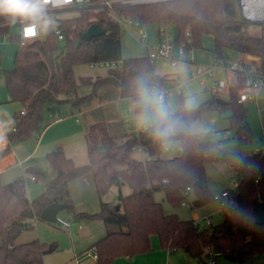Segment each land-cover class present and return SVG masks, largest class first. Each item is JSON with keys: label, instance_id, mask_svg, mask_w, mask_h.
Here are the masks:
<instances>
[{"label": "trees", "instance_id": "obj_1", "mask_svg": "<svg viewBox=\"0 0 264 264\" xmlns=\"http://www.w3.org/2000/svg\"><path fill=\"white\" fill-rule=\"evenodd\" d=\"M114 11L138 21L141 28L171 24L176 30V44H185L190 51L204 49V37H211L213 45L209 51L214 62L224 61L225 52L232 50L259 57L264 68V25L260 34L251 32L253 25L244 18L240 0H160L119 5ZM111 13L109 9H86L76 16L59 19L64 38L59 40L55 29L49 28L44 37L16 51L14 66L9 70L1 68L0 50V73L4 75L10 101L20 104L13 114L15 130L7 132L8 142L0 149V156L9 152L11 145L39 131L46 111L53 115L65 103L79 109L107 84L117 86L120 97L133 102L135 112L134 84L138 78L162 88L165 78L154 73L148 53L124 57L122 28ZM94 23L105 28L106 33L84 40L83 34ZM8 32L9 26L0 27V41ZM82 64H110V68L105 75L78 76L75 68ZM83 87L89 91L81 95ZM243 87L244 81L240 79L230 88L227 106L220 105L216 95L217 98L213 96L189 112L182 110L185 97L178 93L175 109L191 124L216 105L227 107L231 110L230 127L239 144H248L253 140L248 107L238 102ZM201 136L178 135L175 140L181 143L180 153L163 159L164 148L148 131L143 129L119 138L110 134L105 121H98L89 126L85 136L88 164L77 165L63 148L57 147L46 154V161L55 171L52 179L47 180L39 167L26 170L35 177L34 181L44 182L43 190L34 199L27 195V181L32 176L9 183L0 179V264H44V256L57 249L56 243L39 238L18 243L17 239L34 220H41L42 210L54 202L67 204L65 213L75 219H101L107 226V234L91 246L97 255L96 264H115L118 258L152 251L153 236H157L162 248L181 249L196 260L207 261L215 247L228 260L240 264L264 254V223L257 224L255 219L256 204H264V155L225 151L222 141H203ZM137 148L143 149L150 159H137ZM209 160L230 161L241 178L222 202L224 221L201 229L194 220L166 213L155 193L163 191L172 203L182 204L186 189L194 188L196 208L215 200L207 186ZM87 174L92 175L100 198L96 213L78 211L71 197V182ZM123 186L130 188L129 194L123 193ZM112 187L119 190L116 200L104 201L103 196ZM111 225L117 229L110 230Z\"/></svg>", "mask_w": 264, "mask_h": 264}, {"label": "rangeland", "instance_id": "obj_2", "mask_svg": "<svg viewBox=\"0 0 264 264\" xmlns=\"http://www.w3.org/2000/svg\"><path fill=\"white\" fill-rule=\"evenodd\" d=\"M53 19L54 23L50 26V29H55L57 26V19H63L66 17L76 16L77 13L64 11V12H53L48 13ZM18 28V25H15ZM147 29V27H145ZM144 28V29H145ZM145 29V30H146ZM148 30V29H147ZM251 32L254 35L260 33L259 29L252 27ZM141 28L136 27H126L123 26L122 30V41H123V55L124 57L136 56L139 49L140 52L146 53V41L141 40ZM149 32V31H148ZM150 34V33H148ZM154 35V31L151 33ZM45 36V32L41 31V37ZM150 37V35H149ZM149 41V40H147ZM204 49L197 48L194 49L192 54L180 61L177 65H172L168 58L160 57L152 59L154 73L160 77H164L165 80L162 85L163 90L169 91V96L166 98L172 107L175 109V97L178 94L177 87L182 85L184 87L183 95L185 99L189 96L195 97L197 101V106L208 101L216 94L212 91V78L210 76H203L202 80L204 84L201 85L200 78H195L193 76L196 68L199 64H205L210 61L213 63L211 53L209 48L212 47V38L205 36L203 39ZM1 52H2V64L1 68L4 70L12 69L14 66V57L16 51L20 48V45L14 41L2 40L1 42ZM135 53V54H133ZM130 55V56H129ZM244 56L232 50H227L224 54V61H234L236 59H242ZM110 68V64H97L92 67L90 65L82 64L75 68V72L78 76L81 75H105ZM214 75L217 78L226 77V72L223 68H218L214 71ZM81 92L87 90V88H81ZM217 98V96H216ZM224 101L222 106L228 105L229 96L222 95L219 97ZM11 96L6 88L4 75L0 73V122L6 123V128L4 132L7 134L8 131L12 129V123L14 121L13 114L20 109V104L17 102H12ZM257 102V101H256ZM248 107L247 120L250 124L253 140L248 144L240 145L238 139L236 138L235 130L231 129L228 116L231 110L227 107L221 108L218 105L214 106L212 109L207 110L202 114V116L194 123L203 124L209 131L203 134V141H222V149L229 152L242 153L244 155L249 154L254 148L263 145V129L264 127V89L259 92L258 107L254 100H249L246 103ZM67 108L69 104H63L59 110H55L54 114L46 111L44 113V121L40 124V130L34 132L26 140L13 144V147L17 153L19 160L23 161L22 165H17L15 167L9 168L0 175V179L3 183H9L22 177H31L32 174H28L26 170L30 167H39L44 169L48 164L46 161V154L48 149L46 146L40 148L36 153L34 158L30 159V152L39 146L41 139H38L37 133L41 135L44 133V128L47 123L55 122L60 120L62 116L67 114ZM71 116L70 114H67ZM72 117V116H71ZM80 124L83 120L79 117ZM136 121H132L130 125L135 126ZM56 124V123H54ZM53 124V125H54ZM129 124V123H128ZM127 125V124H126ZM66 132L64 126L55 129L49 133L50 139H62ZM43 136V135H42ZM227 139V140H226ZM226 140V141H224ZM76 149V161L77 165H86L89 163V156L87 151V144L85 141V136L83 141L76 143V145L67 146L68 153H73ZM181 150V143L178 140L174 142L167 148L163 150L161 156L163 159H171L177 156ZM135 156L141 157L142 153L139 151H134ZM30 159V160H29ZM29 160V161H28ZM52 168V167H51ZM52 177V176H51ZM51 177H48L50 179ZM91 175L87 177L78 179L73 182L72 199L75 207H85L89 213H96L100 209V198L96 190V186L93 179L90 178ZM241 178V174L236 171V167L230 161H219V160H209L206 163V179L207 186L210 190L218 189L219 191L232 190L238 184ZM28 183V194L32 199L37 197L44 187V182L34 181L29 179ZM124 192H129L130 188L128 186L124 187ZM118 196V188L112 187L104 196V201H114ZM155 199L162 202L164 211L168 214H176L180 219L183 220H194L198 226L203 229L209 227L201 218L206 216H211L212 226L218 225L224 221V211L223 203L219 200H212L201 207L193 208L191 205L184 206L182 204H174L168 198L165 192L160 191L155 193ZM196 199V192L191 189L184 200L187 202H193ZM60 215L64 218L67 217L65 211H61ZM81 224L83 228L78 230L77 225ZM104 222L101 219H76L75 224L71 228L76 239H78V247L86 248L92 239H96L104 234ZM110 230H116L117 227L111 225ZM70 231L68 229L62 228L55 224H50L44 221H33L30 228L25 229L20 237V240L31 241L35 238H39L42 241L48 243H56L57 249L46 254V264H72L73 258V244L70 237ZM157 239V236H153ZM75 239V240H76ZM77 249V248H76ZM79 249V248H78ZM217 264H240L228 260L224 255L219 254L216 258ZM71 261V262H70ZM201 264H211L209 259L203 261ZM246 264H264V254H259L252 258Z\"/></svg>", "mask_w": 264, "mask_h": 264}, {"label": "crops", "instance_id": "obj_3", "mask_svg": "<svg viewBox=\"0 0 264 264\" xmlns=\"http://www.w3.org/2000/svg\"><path fill=\"white\" fill-rule=\"evenodd\" d=\"M159 26L160 25L153 24V25H148V26H144L141 28L142 31L147 33V38L145 41H146V43L147 42L148 43L146 45V53L145 54H147V53L149 54V51L151 49L158 46V43H159ZM126 27L128 28V27H134V26H126ZM145 27H147L148 30ZM173 29H174V32L176 34V30H175L174 26H173ZM14 30L16 32L18 30V28L15 27ZM122 30H123V27H122ZM259 30H261V29H259ZM153 31H154V35L151 34ZM148 33H150V34H148ZM149 35H150V37H149ZM147 40H149V41H147ZM12 41H14V40H12ZM1 42H2V39L0 41V50H1V44H2ZM14 42H16V41H14ZM140 51H141L140 49H139V51H137L139 53H137L136 56L145 55V54L141 53ZM193 51H194V49H193ZM193 51L190 54H192ZM133 54H135V53H133ZM242 55L244 56L242 59H245L246 57L248 58V56H245L244 54H242ZM186 57H188V55ZM170 62H171V60H170ZM256 62L261 64L260 59L257 60ZM209 63H210V61L205 63V64H209ZM201 85H203V84L201 83ZM88 91L89 90L87 88V90H85L84 92H81V95L86 94ZM212 91L214 92L213 79H212ZM183 92H184V90H183ZM183 92H182V94H183ZM219 97H221V96H219ZM257 107H258V104H257ZM66 112H67V114H70L72 117L66 114L65 116H62L60 120H56L55 122L54 121L50 122V124L44 128V133L42 134L43 136L38 132L39 133L38 139L39 140L41 139L39 146L37 148H35L32 152H30L27 159L28 158H30V159L34 158L36 153L43 146H46L47 148H49V146L51 148V146H52V148H54V149H56L57 147L63 148L66 155L68 157L72 158L75 161V163L77 164V161H76L77 157L75 155L76 149L73 151V153H68L67 146L71 147L72 145H76V143L83 141V137L86 136V132H87L89 126L95 122H98V121H105L108 124L110 134L113 136L119 137V138L126 135V134L138 133L139 131L143 130L140 126H138V123L136 120V112L134 111L133 102L130 99H122L120 97L119 88L115 85H112V84H107V85L103 86L96 93V95L94 97H92L86 103L82 104L79 107V109H75L69 104V108H67ZM79 117L83 120L82 124H80V122H79ZM133 120L136 121L135 126L130 125ZM54 123H56V124H54ZM12 126H13V123H12ZM62 126H64V129L66 132L64 135H62L63 140L59 139V138L50 139L49 133L51 131H54L55 129L62 127ZM4 137L5 138H4L3 142L0 143V145H1L0 149H3L7 145L8 140H7V134L5 132H4ZM85 141H86V138H85ZM54 149H48L49 151H47V153L54 150ZM135 151H139L142 153V156L137 157V159H139V160L150 159V156L143 149L137 148ZM134 154H135V152H134ZM22 162L23 161L19 160V158L17 157V153H16L13 145H11L9 152L4 154L3 156H0V175L3 172H5L6 170H8L9 168L15 167L17 165H22ZM51 167L52 166L48 163L43 169L45 174H46L47 180H50L55 176V171ZM87 175H89V174H87ZM87 175H85L84 177H87ZM48 177H51V178L48 179ZM84 177H82V178H84ZM90 178L93 179L92 175ZM79 179H81V178H79ZM77 180L78 179L73 180L70 184L71 195H72V191H73V187H72L73 182H75ZM124 187L125 186H123V188H122L123 193L125 195L129 194L130 191L124 192V190H123ZM27 195L30 199H32V197H30L28 194V188H27ZM109 202H111V201H109ZM182 205H184V206L191 205V207H193V202L189 201L188 204H182ZM76 209L78 211L88 212V210L85 207L79 206ZM58 215L61 216L60 213ZM70 217H72V216L67 215V217H64V218H70ZM209 217L211 218V216H209ZM72 218H74V217H72ZM34 221H44V220L36 219ZM44 222H46V221H44ZM75 222H76V219L74 218V221L72 222V224L69 227H65V226H63L57 222H55V223L47 222V223L55 224V225L60 226L62 228L68 229L70 231L69 234H70L72 244H73V258H75L74 262H73V260H72V262L70 261L72 264H96L97 263V255L95 254V252L91 248V246L96 241H98L99 239H101L102 237H104L107 234L108 228L104 224L105 225L104 234L102 236L96 238V239H92L90 244L86 248H83V247L77 246L78 239H76L73 232H71V228L75 224ZM194 222L196 223L195 219H194ZM77 228H78V230H81L83 228V226L81 224H78ZM20 237H21V235L17 239L18 243L28 242L25 240H20ZM35 239H37V238H35ZM152 247H153V250L146 252V253L138 254V255H135L133 257L118 258L116 260L115 264H201L203 262V260H196V259L189 257V255L181 249L169 251L167 249L162 248L160 246L158 238L156 239V238L152 237ZM218 255L219 254H215L214 251L210 255L215 261L214 264H217L215 258ZM45 256H44V264H46V257Z\"/></svg>", "mask_w": 264, "mask_h": 264}, {"label": "built area", "instance_id": "obj_4", "mask_svg": "<svg viewBox=\"0 0 264 264\" xmlns=\"http://www.w3.org/2000/svg\"><path fill=\"white\" fill-rule=\"evenodd\" d=\"M160 0H70V3L61 5L59 7L49 6L48 13L53 12H64L70 11L80 14L83 10L86 9H109L112 11L113 18L120 24L121 28L123 26H134L141 28V25L138 21L133 20L130 17H125L117 14L114 11V8L119 5L127 4H140L145 2H153ZM240 8L242 14L246 20L251 22L254 28L261 29L264 25V0H240ZM60 20L57 19V26L55 28V33L58 36L59 40L64 38L63 28L59 25ZM15 25H18V30L15 32ZM9 26V32L4 34L1 39L12 41L13 37H16V42L20 47H25L31 41L41 38V31L38 30L37 35L35 36H26L24 34V29L26 24L21 23L17 20L15 23H12L7 17L0 16V27ZM147 38V33L141 32V40L145 41ZM193 50H188L185 47V44H176V34L174 32L173 26L171 24H160L159 26V43L158 46L149 51V57L151 59L155 58H169L172 65L178 64L182 61L185 56L189 55ZM218 68H223L226 72V77L217 78L214 75V71ZM210 76L213 79V89L217 96L228 95L230 88L239 82L240 79L244 81V87L240 90L238 95L239 103H247L249 100H254L258 104L259 92L261 89H264V68L262 64L257 63L256 61L245 58V59H236L234 61H222V62H213L209 64H199L196 68L193 76L195 78H200L201 83L204 84L202 80L203 76ZM164 95L165 99L169 96V91L160 89ZM184 90L182 85L177 87V92L182 93ZM257 101V102H256ZM24 113V111H22ZM12 129L15 130V127L12 126ZM263 129V141H264V127ZM39 136V133H37ZM250 155H264V143L260 147L254 148ZM34 180L35 177L30 178ZM191 188H187L185 195L187 197L188 192ZM235 189V188H234ZM232 190L218 191L214 194V199L221 202L226 201ZM182 204H188L186 200ZM209 226L212 225V220L209 216L201 218ZM74 218H63L57 215L56 222L69 227ZM209 262L214 264L215 261L212 257L209 258Z\"/></svg>", "mask_w": 264, "mask_h": 264}, {"label": "clouds", "instance_id": "obj_5", "mask_svg": "<svg viewBox=\"0 0 264 264\" xmlns=\"http://www.w3.org/2000/svg\"><path fill=\"white\" fill-rule=\"evenodd\" d=\"M67 3L70 0H0V16L7 17L12 23L17 20L25 23L24 34L35 36L38 30L47 32L54 23L48 15L49 6L59 7ZM134 88L138 126L148 131L163 148L167 149L182 133L203 135L209 131L203 124L185 121L177 114V109L166 101L164 93L145 79L138 78ZM196 107L195 97L189 96L185 99L182 110L189 112ZM6 126L5 122H0V143L5 138Z\"/></svg>", "mask_w": 264, "mask_h": 264}, {"label": "water", "instance_id": "obj_6", "mask_svg": "<svg viewBox=\"0 0 264 264\" xmlns=\"http://www.w3.org/2000/svg\"><path fill=\"white\" fill-rule=\"evenodd\" d=\"M106 33L105 28L101 27L98 23L92 24L83 34V39L86 41L91 40L93 37L96 36H101ZM249 59L252 60H259V57L254 56V55H248ZM217 102L219 104H223L224 101L221 100L220 98L217 99ZM218 189H213L212 194H215L218 192ZM67 207V204L65 203H60V202H54L51 203L50 205L46 206L42 212H41V219L50 222V223H55L57 220V215L65 210ZM255 219L257 224H263L264 223V204L263 203H257L255 206ZM214 253L215 254H221V250L217 247L214 248Z\"/></svg>", "mask_w": 264, "mask_h": 264}]
</instances>
